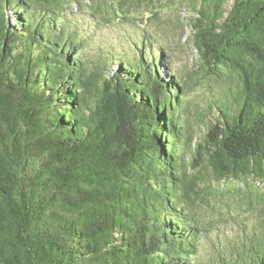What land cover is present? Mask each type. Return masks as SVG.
Instances as JSON below:
<instances>
[{
    "label": "trees",
    "instance_id": "1",
    "mask_svg": "<svg viewBox=\"0 0 264 264\" xmlns=\"http://www.w3.org/2000/svg\"><path fill=\"white\" fill-rule=\"evenodd\" d=\"M158 3L192 69L131 14ZM238 200L256 219L213 240L201 209ZM202 261L264 264V0H0V264Z\"/></svg>",
    "mask_w": 264,
    "mask_h": 264
},
{
    "label": "rangeland",
    "instance_id": "2",
    "mask_svg": "<svg viewBox=\"0 0 264 264\" xmlns=\"http://www.w3.org/2000/svg\"><path fill=\"white\" fill-rule=\"evenodd\" d=\"M158 5V6H157ZM152 11H140L134 12L133 17L138 19L141 28H148L149 31L158 39L159 43L168 49V52L172 55V60L175 63L177 69L184 72L185 68L192 69L194 67L195 61H197V53L188 44L190 27L187 26L189 18V10L186 7L180 8L178 3L176 6L171 4L158 3ZM82 5L74 4L73 10L81 8ZM82 13L79 11V15L82 18H87L89 16V9L86 6L82 7ZM157 10V11H156ZM160 14V18L155 17L151 21L150 17H154ZM149 18V19H147ZM150 20V21H149ZM104 35L112 37L115 35V31L111 28H105ZM115 68V67H114ZM221 87V86H220ZM195 101L191 106L192 116L198 123L199 114L203 109V115L206 117V112L204 108L208 105L209 101L212 103V93H210V87H196L192 92ZM205 126L201 123V127L196 125L197 137L200 138L201 131ZM237 201V200H236ZM230 202L232 208H228L227 205L219 204L216 205L217 209L211 207H206L201 209L200 221L210 230L213 240L217 233L223 235L222 244L226 240H229L232 244L236 240H239L242 235L246 232V223L256 219L257 211L252 209V207L243 204L241 201ZM212 242L210 239L205 244ZM208 257L206 253L204 255ZM207 261V260H205ZM203 264V261H202Z\"/></svg>",
    "mask_w": 264,
    "mask_h": 264
}]
</instances>
